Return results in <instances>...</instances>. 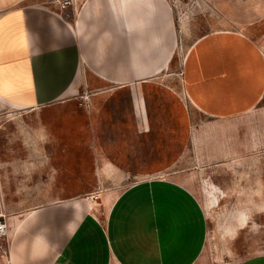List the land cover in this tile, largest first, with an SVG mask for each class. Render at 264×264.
Returning <instances> with one entry per match:
<instances>
[{
	"label": "crops",
	"instance_id": "crops-1",
	"mask_svg": "<svg viewBox=\"0 0 264 264\" xmlns=\"http://www.w3.org/2000/svg\"><path fill=\"white\" fill-rule=\"evenodd\" d=\"M179 43L166 0H0V106L65 107L92 90L73 142L91 144L99 192L5 215L0 264H206L199 174L178 168L198 142L189 110L224 120L254 108L264 50L229 32ZM172 58L179 88L161 83L177 77Z\"/></svg>",
	"mask_w": 264,
	"mask_h": 264
},
{
	"label": "rangeland",
	"instance_id": "rangeland-1",
	"mask_svg": "<svg viewBox=\"0 0 264 264\" xmlns=\"http://www.w3.org/2000/svg\"><path fill=\"white\" fill-rule=\"evenodd\" d=\"M166 1L181 52L198 37L216 32L242 34L264 50V0ZM181 62L172 58L167 74L177 77L161 83L181 87ZM91 91L82 85L70 105L53 109L0 106V215L51 202L99 198L91 189L97 171V161L89 157L93 148L73 142L77 125L88 123L84 108ZM189 114L198 123V142L185 152L178 168L199 174L197 190L209 229L206 264H237L264 255V99L224 120L193 109ZM62 151L80 152L81 157H55ZM136 178L129 176L127 183ZM74 186L87 189H71ZM5 230L0 231L1 240Z\"/></svg>",
	"mask_w": 264,
	"mask_h": 264
},
{
	"label": "built area",
	"instance_id": "built-area-1",
	"mask_svg": "<svg viewBox=\"0 0 264 264\" xmlns=\"http://www.w3.org/2000/svg\"><path fill=\"white\" fill-rule=\"evenodd\" d=\"M67 4V2L63 3L62 6H65ZM90 200H92L90 198ZM5 227V221H4V217L0 215V231L3 230Z\"/></svg>",
	"mask_w": 264,
	"mask_h": 264
}]
</instances>
